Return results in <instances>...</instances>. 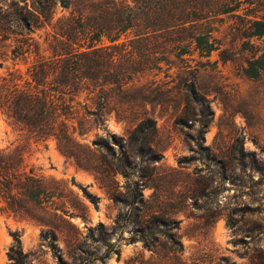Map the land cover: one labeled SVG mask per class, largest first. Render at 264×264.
<instances>
[{"label": "rangeland", "instance_id": "rangeland-1", "mask_svg": "<svg viewBox=\"0 0 264 264\" xmlns=\"http://www.w3.org/2000/svg\"><path fill=\"white\" fill-rule=\"evenodd\" d=\"M249 1L254 4L242 6L238 15L248 13L246 7L264 11V0ZM80 2L74 0L63 9L60 0H0V82L15 79L22 85L28 68L39 57L51 55L57 22L75 13ZM41 9L46 17L38 13ZM236 21L228 17L215 24L220 48L210 55L208 65L199 66L206 59L196 55L188 61L191 70L198 68L194 74L199 97L206 99L204 108L190 105L184 123L177 125L173 105L144 107L156 121L154 145L162 160L156 165L157 180L143 189V195L161 203L179 222L183 251L175 255L164 249L149 251L140 241H128L133 236L128 228L120 240L119 233L109 234L118 255L104 263L93 260L105 247L87 239L88 230L99 223L113 225L119 209L105 183L64 155L55 141H38L0 115V154L19 160L21 172L31 170L47 186L57 183L63 191L60 201L46 202L35 212L36 219L13 213L0 199V264H15L9 259L11 250L26 255L29 264H264V72L258 78L244 72L252 53L249 46L254 58L260 57L264 38H239L233 30ZM99 45L109 42L103 39ZM226 49L235 54L232 61L219 58ZM160 79L171 81L163 75ZM104 126L118 136L131 127L116 120L114 112ZM92 138L90 133L82 142L90 145ZM113 181L122 193L125 180L115 175ZM157 185L159 193L154 195ZM79 187L98 198L97 209L82 197ZM56 205H63V216L54 217L62 213ZM53 234L59 253L49 244ZM74 243L83 244L80 258L79 252L69 251Z\"/></svg>", "mask_w": 264, "mask_h": 264}, {"label": "trees", "instance_id": "trees-1", "mask_svg": "<svg viewBox=\"0 0 264 264\" xmlns=\"http://www.w3.org/2000/svg\"><path fill=\"white\" fill-rule=\"evenodd\" d=\"M80 1L75 13L57 22L51 55L39 57L28 68V79L22 85L15 79L0 82V115L38 141H55L64 155L105 183L109 198L119 209L113 225L99 223L88 230L86 238L105 247L103 255L93 260L104 263L118 255L109 234L119 233L120 240L128 228L133 231L130 243L140 241L152 252L164 249L180 254L179 222L167 215L161 203L143 195V189L157 180L156 165L162 160L154 145L156 121L144 107L171 104L176 114L174 123L182 125L190 105L203 107L206 103L196 86L198 68L191 70L188 61L196 55L206 59L204 64L199 61V66L209 64L210 55L220 48L214 26L224 18L238 20L233 30L239 38L261 40L264 11L246 7L244 18L238 15L242 6L254 4L249 0ZM73 2L60 0V5L69 9ZM259 12H263L260 17ZM38 13L47 16L43 9ZM103 39L109 45H99ZM249 49L252 53L244 72L258 78L264 72V54L254 58L253 47ZM230 52L222 50L219 58L232 61L235 54ZM161 75L171 81H162ZM111 112L116 120L131 125L125 135L107 132L104 124ZM90 133V145L84 144ZM115 175L125 180L122 193L113 181ZM155 188L154 195L159 193L158 185ZM79 189L97 209L98 198ZM62 193L57 183L47 186L31 170L21 172L19 160L0 154V199L8 210L36 219L35 212L43 210L46 202L60 201ZM58 208L62 213H54V217L66 213L63 205H56L55 210ZM41 238L47 240L44 232ZM55 241L53 234L49 244L59 253ZM69 251L79 252L80 258L83 244L74 243ZM9 259L15 264H29L27 256L15 250L10 251Z\"/></svg>", "mask_w": 264, "mask_h": 264}]
</instances>
